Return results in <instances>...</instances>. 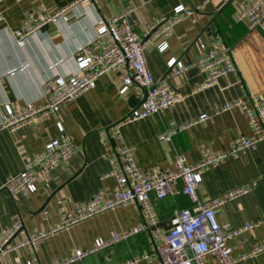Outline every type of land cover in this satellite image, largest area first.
Listing matches in <instances>:
<instances>
[{
	"label": "crops",
	"instance_id": "1",
	"mask_svg": "<svg viewBox=\"0 0 264 264\" xmlns=\"http://www.w3.org/2000/svg\"><path fill=\"white\" fill-rule=\"evenodd\" d=\"M251 1L94 0L93 4L86 5L80 0H0V13L5 18L0 22V235L21 217L25 227L12 241L17 244L35 228L49 229L64 211L74 210L98 190L111 188L116 183L113 177H104L111 169L110 159L116 152L106 150L100 131L105 129L112 133V125L127 117L143 100V92L136 86L127 93L119 92L122 85L119 71L102 75L94 88L63 104L57 115H49L14 131L1 127L6 103L16 109L29 102L45 103V82L77 71L76 57L95 38L101 18L110 19L134 8V31L139 37L147 36L152 41L146 55L156 79L165 78L170 57L177 56L185 62L198 58L203 52L201 42L209 46L216 42L230 46L238 67L236 72L219 78L210 86H204L205 74L196 67L171 77L169 80L179 89L181 98L160 114L122 126L124 143L134 150L142 171L154 167L175 169L179 153H184L188 163L194 164L202 159L205 151L227 149L239 135H250L251 128L241 109L218 114L215 110L228 101L248 100L253 95L264 97V29L249 30L245 22L235 17ZM179 4L189 8L203 6L191 16L184 15L173 27L170 37L151 34L163 17L173 15ZM45 11H65L69 18H57L30 35L23 47L19 46L11 30L20 28L30 13L42 16ZM163 39L169 46L161 52L158 44ZM203 113L211 117L204 122L197 121ZM58 119L72 137L74 154L49 177L40 180L35 193L11 194L3 188L8 177L20 173L27 159L59 135ZM183 125L186 127L178 130L171 141L160 139L166 130ZM253 183L256 185L249 194L218 210V222L237 228L247 221L264 218V141L255 149H247L238 157H228L206 171L198 194L208 199ZM182 186V182L177 185L179 189ZM151 202L163 231L170 228L176 211L192 204L182 193L164 199L152 194ZM142 221L138 204L117 206L47 235L36 251L23 246L0 253V264H26L28 260L34 264H54L76 249L90 248L98 237L124 232ZM227 243L233 249V256L247 255L240 264H264V250L252 254L255 246L264 244V223ZM154 245L151 234L143 231L72 264H122L134 257L141 258L134 264H162L154 253ZM144 254H150V258L144 259Z\"/></svg>",
	"mask_w": 264,
	"mask_h": 264
},
{
	"label": "built area",
	"instance_id": "2",
	"mask_svg": "<svg viewBox=\"0 0 264 264\" xmlns=\"http://www.w3.org/2000/svg\"><path fill=\"white\" fill-rule=\"evenodd\" d=\"M86 5L94 0H80ZM202 4L189 8L179 4L174 8L173 15L163 17L156 36L170 37L173 27L184 15H193L202 9ZM134 8L124 10L110 19L101 18L96 26L95 38L88 43L83 51L77 55L75 63L77 71L70 75H57L48 79L45 84V103H27L16 109L9 103L4 105L1 127L14 131L27 124H33L49 115H57L63 104L76 99L82 92L96 86L97 80L104 74L119 71L122 85L119 92L127 93L133 86L143 92V100L123 120L112 125V133L101 130V141L107 151L114 150L116 155L110 159L111 169L104 177H113L116 183L111 188L98 190L88 201L78 205L72 211H64L59 221L47 230L35 228L27 237L13 244L14 237L24 229L25 223L20 217L13 224L4 229L0 235V253H5L18 247H28L36 251L39 242L47 235L65 229L80 221L89 219L117 206L138 204L143 221L140 225L124 232H114L110 237L96 238L93 246L87 249H76L69 257L56 261L54 264H72L100 250L111 247L138 233L148 231L155 243V254L162 264H240V260L247 255L238 257L232 255L233 249L228 245L229 239L238 237L260 224L263 219L247 221L240 227H231L229 223L216 220L218 210L230 201L249 194L256 183L240 185L224 193L202 199L198 188L203 182V174L212 167L224 162L228 157H238L247 149H255L264 141V97L253 95L248 100L236 99L224 103L215 110L218 114L239 108L243 111L251 128V134H241L231 141L229 148L218 151H205L200 161L190 164L184 153H179L175 169L154 167L150 171H142L137 163L134 150L124 143L122 126L150 115L160 114L175 104L181 98V92L171 84L170 78L196 67L205 74L204 86H210L219 78L238 70L232 49L227 44L209 46L200 43L202 54L189 62L180 57H170L167 64L165 78L156 79L148 67L146 55L147 47L151 44L150 37H139L134 31ZM238 21L246 23L249 30L264 29V0H252L236 15ZM57 18L67 20L65 11L50 13L45 11L42 16L30 13L28 19L20 28L11 30L19 46L26 44L27 38L39 31ZM0 13V22L4 20ZM169 46L168 41L158 44V49L164 52ZM211 117L208 113L200 115L197 121H206ZM56 126L59 136L46 143L44 149L25 161L24 169L17 174H11L4 189L11 194L23 191L27 195L38 190V182L49 177L63 162L67 161L75 152L72 137L62 120L58 119ZM177 129L166 130L160 139L171 141ZM182 182L179 189L177 185ZM182 193L192 202L191 206L175 212L171 219V226L162 230L158 217L151 202V195L164 199L170 195ZM264 250L263 245H257L252 254ZM144 259L150 254H144ZM134 257L122 264H134L140 261ZM26 264H34L28 260ZM114 264V263H111Z\"/></svg>",
	"mask_w": 264,
	"mask_h": 264
},
{
	"label": "water",
	"instance_id": "3",
	"mask_svg": "<svg viewBox=\"0 0 264 264\" xmlns=\"http://www.w3.org/2000/svg\"><path fill=\"white\" fill-rule=\"evenodd\" d=\"M161 24H162V22H161V23H158V24L152 29L151 34L156 33L157 30L159 29V27H160ZM49 200H50V198H49ZM49 200H48V201H49ZM43 208H44V207H43Z\"/></svg>",
	"mask_w": 264,
	"mask_h": 264
},
{
	"label": "rangeland",
	"instance_id": "4",
	"mask_svg": "<svg viewBox=\"0 0 264 264\" xmlns=\"http://www.w3.org/2000/svg\"><path fill=\"white\" fill-rule=\"evenodd\" d=\"M58 136H59V135H58ZM100 140H101V139H100ZM101 143H102V141H101ZM39 152H40V151H39ZM32 157H33V156H32ZM32 157H31V158H32ZM16 220H17V219H16ZM12 224H13V223H12ZM12 224H11V225H12ZM11 225H10V226H11ZM10 226H8V227H10ZM8 227H6V228H8ZM6 228H5V229H6ZM3 230H4V229H3ZM3 230H2V231H3ZM1 233H2V232H1ZM154 253H155V245H154Z\"/></svg>",
	"mask_w": 264,
	"mask_h": 264
}]
</instances>
